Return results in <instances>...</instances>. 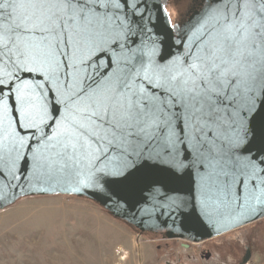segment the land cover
<instances>
[{
  "label": "snow or ice",
  "instance_id": "1",
  "mask_svg": "<svg viewBox=\"0 0 264 264\" xmlns=\"http://www.w3.org/2000/svg\"><path fill=\"white\" fill-rule=\"evenodd\" d=\"M201 7L196 51L162 61L154 79L143 60L112 76L111 61L97 71L109 47L125 46L135 0H0V63L16 69L0 78V179L29 152L36 163L33 141L53 150L41 161L52 171L115 152L117 166L81 181L106 199L135 187L144 169L196 167L202 210L243 200L241 216H264V0ZM69 104L79 119L57 123Z\"/></svg>",
  "mask_w": 264,
  "mask_h": 264
},
{
  "label": "water",
  "instance_id": "2",
  "mask_svg": "<svg viewBox=\"0 0 264 264\" xmlns=\"http://www.w3.org/2000/svg\"><path fill=\"white\" fill-rule=\"evenodd\" d=\"M135 2L137 8L128 10L132 21L131 33L126 42L123 39L120 41L125 46L109 47L97 71L104 72V64L111 61L107 75L112 76L126 71L132 65L140 69V61L143 60L155 79L162 61L167 63L174 57H183L190 47L193 53L196 51L194 34L200 27L198 21L201 19L202 7L200 5L192 10L175 30L163 0ZM153 48L156 54L151 57L150 64L148 53ZM15 72L11 62L0 63V78L7 79V74ZM143 74L141 71V76ZM136 83L139 85L140 81ZM242 104L243 101H237L238 107ZM76 119H79V114L72 104L67 107L61 105L57 123L63 120L71 125ZM55 131L54 125L49 129V135ZM6 136V126L0 123V156L4 157L8 155L4 151ZM33 145V151L37 152L36 163L32 162V153L29 152L27 165H22L14 173L5 170L3 179H0V210L23 196L72 194L94 200L114 217L128 222L139 231L162 233L166 239H182L193 243L207 241L264 218L245 219L241 216L245 209L239 205L244 203L243 200L236 204L217 200L215 203L210 202L207 210H202L203 196L196 167L175 172L160 168L144 169L143 179L135 187L122 189L118 197L106 199L91 186L85 187L81 181L90 170L104 168L105 165L109 168L117 166L120 163L117 153L110 152L107 158L98 162L84 159L79 164L52 171L41 166V161L53 150L36 145L34 141ZM246 256L244 264L249 261L250 251L246 252Z\"/></svg>",
  "mask_w": 264,
  "mask_h": 264
},
{
  "label": "rangeland",
  "instance_id": "3",
  "mask_svg": "<svg viewBox=\"0 0 264 264\" xmlns=\"http://www.w3.org/2000/svg\"><path fill=\"white\" fill-rule=\"evenodd\" d=\"M188 1L163 3L178 20ZM140 240L168 259L159 264H238L246 245L247 264H264V218L193 243L139 231L94 200L72 194L23 196L0 210V264H128L122 248Z\"/></svg>",
  "mask_w": 264,
  "mask_h": 264
},
{
  "label": "crops",
  "instance_id": "4",
  "mask_svg": "<svg viewBox=\"0 0 264 264\" xmlns=\"http://www.w3.org/2000/svg\"><path fill=\"white\" fill-rule=\"evenodd\" d=\"M122 253L128 252V264H159V263H168V259L163 258L164 255L159 256L158 253L161 252L160 249L154 248L152 244L148 242H135L134 246H127L122 248ZM162 253V252H161ZM124 255V259L126 257ZM123 254L121 255V257ZM119 257V259L121 258Z\"/></svg>",
  "mask_w": 264,
  "mask_h": 264
},
{
  "label": "flooded vegetation",
  "instance_id": "5",
  "mask_svg": "<svg viewBox=\"0 0 264 264\" xmlns=\"http://www.w3.org/2000/svg\"><path fill=\"white\" fill-rule=\"evenodd\" d=\"M201 5V0H189L188 1V3H187V6H186V8L183 10V12L180 14L181 16H180V19H178V20H172L171 18H170V20H171V23H172V26H173V28L176 30L178 27H179V25L182 23V21L188 16V14L192 11V10H194V9H196V8H198L199 6ZM165 6V5H164ZM166 8V7H165ZM170 16V15H169ZM156 234H162V233H156ZM164 239V238H163ZM165 240V239H164ZM177 240V239H176ZM182 246H184V247H186V248H189L190 247V245L188 244V243H182ZM247 251H250V247L248 246V245H246L245 246V248H244V255H246V252ZM238 264H239V262H238Z\"/></svg>",
  "mask_w": 264,
  "mask_h": 264
},
{
  "label": "bare ground",
  "instance_id": "6",
  "mask_svg": "<svg viewBox=\"0 0 264 264\" xmlns=\"http://www.w3.org/2000/svg\"><path fill=\"white\" fill-rule=\"evenodd\" d=\"M120 259L122 260L123 259V256Z\"/></svg>",
  "mask_w": 264,
  "mask_h": 264
}]
</instances>
